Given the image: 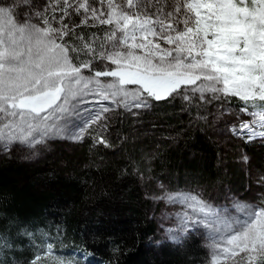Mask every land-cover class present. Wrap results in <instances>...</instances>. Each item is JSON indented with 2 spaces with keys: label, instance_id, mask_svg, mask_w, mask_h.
<instances>
[{
  "label": "snow or ice",
  "instance_id": "obj_1",
  "mask_svg": "<svg viewBox=\"0 0 264 264\" xmlns=\"http://www.w3.org/2000/svg\"><path fill=\"white\" fill-rule=\"evenodd\" d=\"M105 26L102 35L77 33ZM193 96L228 114L235 99L252 119L229 130L264 142V0H0V151L64 136L74 113L83 126L69 138L81 141L113 110L104 102L136 114ZM96 143L110 146L102 134ZM168 199L203 214L185 219L213 236L212 264H264V203H237L244 218L229 220L196 196ZM47 257L65 264L51 244Z\"/></svg>",
  "mask_w": 264,
  "mask_h": 264
},
{
  "label": "trees",
  "instance_id": "obj_2",
  "mask_svg": "<svg viewBox=\"0 0 264 264\" xmlns=\"http://www.w3.org/2000/svg\"><path fill=\"white\" fill-rule=\"evenodd\" d=\"M212 106L193 96L191 102H152L136 114L114 109L76 146L55 140L23 154L0 151V264H31L36 256L52 264L49 244L65 264L209 262L196 233L180 245L149 248L157 227L148 192L165 184L214 205L251 195L246 199L264 201V142L233 134L229 129L240 118L223 119ZM100 134L110 146L96 143Z\"/></svg>",
  "mask_w": 264,
  "mask_h": 264
},
{
  "label": "rangeland",
  "instance_id": "obj_3",
  "mask_svg": "<svg viewBox=\"0 0 264 264\" xmlns=\"http://www.w3.org/2000/svg\"><path fill=\"white\" fill-rule=\"evenodd\" d=\"M105 106L110 107L111 109H119L123 108L117 107L112 104L111 101L104 102ZM98 104L99 101L95 99H91L90 102L86 105L90 109H98ZM212 106V110L215 112H221V115H223V119H230V118H237L239 117L240 119H237V124H239L241 121L244 122H251V119L248 115L241 113L238 111V109L241 107V105L233 99L232 102V107H231V113H224L223 112V106L221 105L220 102L218 101H213L210 104L205 105L206 108L209 105ZM220 112L218 114H220ZM73 124L76 125V127H73ZM83 126V121L81 120L80 117H78L75 113L73 116L70 118V123L67 125L69 132H75L79 130V127ZM69 132H66L64 136H49L47 137L42 143L37 144V145H21L17 144L12 147V152L17 153H22L25 152L28 148H33L37 150L38 147L44 146L48 144V146H51L53 143L52 141L55 140H60L63 143H65V147L68 148V144L72 145H78L81 144L83 141H75L69 138ZM39 139V137H37ZM259 141H261L259 139ZM72 148H76L72 146ZM10 152V151H9ZM38 152L35 151L32 154L38 155ZM34 158L33 156H31ZM152 186V185H151ZM149 192H148V198L153 201L154 205L156 206V212L154 213V218L156 221V227L157 231L155 234L151 236L149 239V248L151 249H157L161 247L164 243H172L176 245L182 244L188 236H190L191 233H196L200 235V238L202 239L203 244L205 247L208 249L210 252V260L209 262L205 264H212V257L214 255V249L212 248V241H213V236L210 234L209 230L206 229L203 225H196L193 226V222H189L185 219V215L188 216H199L200 218L203 217V214L200 213H195L193 209L189 208L186 204L181 203L179 200L176 201H171L168 199L169 196H176L177 194H185V195H191V196H196L198 199L203 200L205 203L216 209L218 212H220L222 215L225 216L226 219H233V218H244L243 214L238 212L235 208V205L237 203L240 204H248L252 206H260L264 201H255L254 199H246L250 198L251 196H245V198H239L237 200H234L231 203L224 202L221 205H214L212 203H209L205 201L204 199H201L197 194L194 192H189V191H176L168 188L165 184H157L153 185L152 187H149ZM233 199H236V197H233ZM176 236L178 237L177 240H173L171 237ZM224 236V233L222 232L221 234H218L215 236V239L220 241L222 240ZM223 259V258H222Z\"/></svg>",
  "mask_w": 264,
  "mask_h": 264
}]
</instances>
